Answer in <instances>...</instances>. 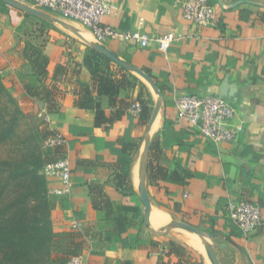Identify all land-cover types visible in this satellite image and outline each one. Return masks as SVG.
<instances>
[{
  "label": "crops",
  "instance_id": "1",
  "mask_svg": "<svg viewBox=\"0 0 264 264\" xmlns=\"http://www.w3.org/2000/svg\"><path fill=\"white\" fill-rule=\"evenodd\" d=\"M108 1L115 10L105 25L173 33L168 52L155 42H99L77 22H49L0 0L3 85L27 115L47 116L46 138L60 132L67 139L50 149L51 161L71 167L67 192L54 194L63 186L47 179L51 264L77 255L85 264H215L211 252L219 264H264V222L245 235L227 212L228 202L247 201L264 218V0H212L225 8L210 27L188 23L177 0ZM95 47L128 66L127 86L99 94L100 79L84 66ZM109 60L101 74L117 86L124 72ZM86 89L107 117L122 112L121 119L96 126V111L79 105ZM193 94L235 108L243 126L237 141L215 142L177 117L176 99ZM140 101L151 109L146 125L130 112Z\"/></svg>",
  "mask_w": 264,
  "mask_h": 264
},
{
  "label": "built area",
  "instance_id": "2",
  "mask_svg": "<svg viewBox=\"0 0 264 264\" xmlns=\"http://www.w3.org/2000/svg\"><path fill=\"white\" fill-rule=\"evenodd\" d=\"M35 6L50 11L61 18L77 22L90 30L99 42L109 39L133 40L141 47H148L155 42L162 53H167L175 40L173 33L150 36L139 31L120 32L105 25L103 19L115 10L108 0H30ZM183 18L193 25L210 27L218 22V13L224 9L221 3L212 0H177ZM177 117L193 126L215 142L237 141L243 126L236 123L237 113L233 106L219 96L184 95L176 99ZM143 105L136 102L130 112L140 117ZM49 119L47 118V121ZM49 122V121H48ZM65 136L56 132L45 138L47 149L66 145ZM46 179L59 181L63 189L53 190L54 194L67 192L71 185V167L67 159L48 162L42 171ZM227 212L232 221L245 234L258 230L264 222L261 209L247 201H230ZM68 264H85L82 255L72 257Z\"/></svg>",
  "mask_w": 264,
  "mask_h": 264
},
{
  "label": "trees",
  "instance_id": "3",
  "mask_svg": "<svg viewBox=\"0 0 264 264\" xmlns=\"http://www.w3.org/2000/svg\"><path fill=\"white\" fill-rule=\"evenodd\" d=\"M104 60L110 61L93 49L84 59V66L100 79L99 94L110 95L128 85L130 74L125 68L118 66L124 72V76L116 86L101 74V63ZM0 90L10 95L13 100L5 86L0 85ZM140 103L143 105L140 120L146 125L151 117V109L143 101ZM79 105L84 109L96 111L98 127L119 120L122 116V112H118L115 117H107L106 111L102 110L100 103L94 100L88 89L84 90ZM12 161H9L11 164L8 160L1 162L10 165L7 178L0 180V205L2 206L4 200L9 201L4 205L5 208L0 209V264H51L54 230L48 182L42 173L51 157L44 153L37 163L32 161L29 163L28 159L24 158L15 166H12ZM1 172L3 170L0 168ZM15 183H19L18 188Z\"/></svg>",
  "mask_w": 264,
  "mask_h": 264
},
{
  "label": "rangeland",
  "instance_id": "4",
  "mask_svg": "<svg viewBox=\"0 0 264 264\" xmlns=\"http://www.w3.org/2000/svg\"><path fill=\"white\" fill-rule=\"evenodd\" d=\"M19 2L33 9H41L34 6L30 0ZM54 18L57 20L61 17L55 15ZM2 75L3 73L0 71V85H3ZM0 91V140H2L0 141V168L3 170L0 173V180H3L8 176L10 160H13L12 166H15L19 160L24 158H27L29 163L31 161L37 163L42 154H49L52 157L53 153L45 147V138L49 132V124L46 122L47 116L44 117L40 114L27 115L25 108L19 102V99L14 97L13 92L8 90L14 101L6 92ZM3 160H8L10 164L1 163ZM20 172L23 173V170ZM18 184H14L16 188L19 187ZM2 202L0 209L5 208L4 205L9 201L4 200Z\"/></svg>",
  "mask_w": 264,
  "mask_h": 264
},
{
  "label": "water",
  "instance_id": "5",
  "mask_svg": "<svg viewBox=\"0 0 264 264\" xmlns=\"http://www.w3.org/2000/svg\"><path fill=\"white\" fill-rule=\"evenodd\" d=\"M1 1L4 2V3H6V4H9L10 6H13L15 8H18L20 10H24V11H26V12L32 14V15H35V16H37L39 18H42V19H44L46 21L53 22V23H58V20H56L54 17L49 16V15H46V14H44V13L38 11V10L32 9V8L26 6V5H23V4L14 2L13 0H1ZM95 50H97L99 53L107 56L109 59L115 61L116 63H118L123 68L127 69L128 66L124 62L120 61L116 56H114L110 52L102 49L101 47H95ZM137 71L142 76H144L145 78H147L148 81H150L152 83V85L155 87V85L153 84V81L151 80V78L147 74H145L141 70H137ZM157 113H158V108L155 111V115H154L153 119L156 117ZM147 155H148V150L146 152V158H147ZM141 199L145 203V205L147 206V210L150 211V204H149L148 196H147V193H146V190H145L144 187H142ZM180 227L187 228V229H189L191 231L196 232L195 230H192L191 228H188V227H186L184 225H181ZM211 254H212V257L214 259L215 264H219L218 261H217V259L215 258V255H213V252H211Z\"/></svg>",
  "mask_w": 264,
  "mask_h": 264
}]
</instances>
